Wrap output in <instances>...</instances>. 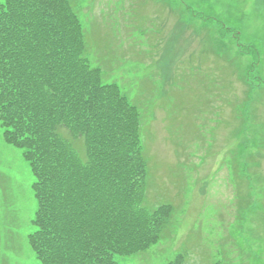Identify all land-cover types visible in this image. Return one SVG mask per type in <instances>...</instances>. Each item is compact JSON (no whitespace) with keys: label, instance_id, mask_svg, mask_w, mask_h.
I'll return each mask as SVG.
<instances>
[{"label":"rangeland","instance_id":"374dc122","mask_svg":"<svg viewBox=\"0 0 264 264\" xmlns=\"http://www.w3.org/2000/svg\"><path fill=\"white\" fill-rule=\"evenodd\" d=\"M71 1L91 64L140 111L143 205L172 207L117 262L264 264V0ZM33 181L0 125V264H42Z\"/></svg>","mask_w":264,"mask_h":264},{"label":"trees","instance_id":"16d2710c","mask_svg":"<svg viewBox=\"0 0 264 264\" xmlns=\"http://www.w3.org/2000/svg\"><path fill=\"white\" fill-rule=\"evenodd\" d=\"M84 32L71 0H0V125L34 178L28 242L42 264H119L172 215L143 205L140 111L91 64Z\"/></svg>","mask_w":264,"mask_h":264}]
</instances>
